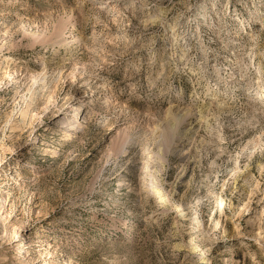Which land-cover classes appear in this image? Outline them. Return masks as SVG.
Wrapping results in <instances>:
<instances>
[{
    "label": "rangeland",
    "instance_id": "obj_1",
    "mask_svg": "<svg viewBox=\"0 0 264 264\" xmlns=\"http://www.w3.org/2000/svg\"><path fill=\"white\" fill-rule=\"evenodd\" d=\"M0 264H264V0H0Z\"/></svg>",
    "mask_w": 264,
    "mask_h": 264
},
{
    "label": "bare ground",
    "instance_id": "obj_2",
    "mask_svg": "<svg viewBox=\"0 0 264 264\" xmlns=\"http://www.w3.org/2000/svg\"><path fill=\"white\" fill-rule=\"evenodd\" d=\"M13 183V182H12ZM4 196H6V193L4 192ZM20 248V247H19ZM25 253H26V251H25Z\"/></svg>",
    "mask_w": 264,
    "mask_h": 264
}]
</instances>
